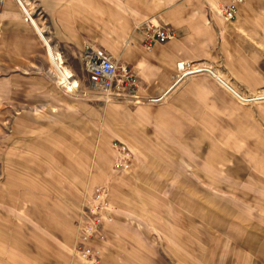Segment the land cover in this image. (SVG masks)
<instances>
[{
	"label": "rangeland",
	"instance_id": "374dc122",
	"mask_svg": "<svg viewBox=\"0 0 264 264\" xmlns=\"http://www.w3.org/2000/svg\"><path fill=\"white\" fill-rule=\"evenodd\" d=\"M115 1L85 0L87 39L100 24L93 12L108 13L100 27L117 37L96 34L88 51L133 68ZM18 2L0 0V264H89L75 247L98 184L111 209L94 242L99 264H264V0L240 24L196 29L189 43L175 45L170 29L167 64L174 53L177 75L196 72L153 103L107 100L88 71L86 99H76L50 87L44 61L23 69L26 49L5 28ZM223 4L201 2L226 23ZM115 139L134 151L129 170L114 169Z\"/></svg>",
	"mask_w": 264,
	"mask_h": 264
},
{
	"label": "crops",
	"instance_id": "0c3cea01",
	"mask_svg": "<svg viewBox=\"0 0 264 264\" xmlns=\"http://www.w3.org/2000/svg\"><path fill=\"white\" fill-rule=\"evenodd\" d=\"M17 2V0H14ZM28 1V0H27ZM30 1V4H29ZM28 5L32 10V16L35 17L37 24L44 31L45 36L48 37L51 46H53L56 60L61 62L64 68L68 70L70 80L73 85V89H66L76 99L81 95V100L86 99L83 94L86 90V82L89 75V60L102 48L91 49L88 51V44H96L98 41L94 39L95 36H101L102 32L110 35V41H115L116 38L111 36L110 27H102L104 24V18H108V13L105 12V16L96 14L93 12L92 19L98 18L100 24L92 26V30L87 39V30L85 29L86 15L84 11L85 0H29ZM210 1L227 3L230 0H121L115 1L116 5L112 12L115 17L122 19L121 24L114 26H120L125 32H130V45L127 47L128 56H133L134 63L132 71L138 78V85L136 86L135 96H139L142 100L149 101L150 98L155 96H167L176 85L183 79L185 75H177L176 68L174 67L175 54H170L171 64H167V59L162 54L163 51L170 48L175 42L189 43L194 39V32L199 28H219V24L234 26V24H240L241 19L251 14V8L255 0H245L240 4L239 12L235 19H225L228 22H222L221 17L207 11L201 6V2ZM19 8L11 11L10 24H6L7 32H12L15 42H22L25 47V55L21 62L24 64L23 69L28 66L35 65L40 62H45L46 67L40 68L46 72L49 76L51 83L50 87H56L59 90L64 88V85L58 81L59 76L57 72L52 69L53 61L48 57V48L43 42L39 32L36 30L33 22L27 19L22 6L18 2ZM21 8V9H20ZM111 7L107 8V11ZM21 10L23 15H21ZM109 20V18H108ZM148 20H152L161 27L167 29H174L179 31L180 36L176 40L165 43H156L152 47V50H147L146 43L144 42V34L136 26ZM235 20V21H233ZM232 21V22H231ZM12 26L11 31L9 27ZM97 34V35H96ZM115 35L117 33L114 32ZM48 51V52H47ZM131 53V54H130ZM43 56V57H42ZM50 56V54H49ZM112 58L114 53L111 52ZM41 59V60H40ZM18 62V61H17ZM37 62V63H36ZM19 63V62H18ZM54 64V63H53ZM167 64V65H166ZM179 64V63H178ZM54 66V65H53ZM49 91H52L49 88ZM58 92V91H54ZM133 94V95H134Z\"/></svg>",
	"mask_w": 264,
	"mask_h": 264
},
{
	"label": "built area",
	"instance_id": "2783aa9c",
	"mask_svg": "<svg viewBox=\"0 0 264 264\" xmlns=\"http://www.w3.org/2000/svg\"><path fill=\"white\" fill-rule=\"evenodd\" d=\"M245 0H230L220 10L225 19H235L240 4ZM142 31L147 50H152L156 43H165L171 39V30L161 27L152 20L143 22ZM89 65V88L97 94H101L107 100L112 97L130 96L136 91L138 78L132 69L123 64L119 66L115 59L109 57L104 50H99L90 58ZM185 65V64H184ZM186 67V66H185ZM67 89L71 84L64 82ZM164 95L150 98V102H158L164 99ZM115 151L114 169L118 171L129 170L134 165L135 154L126 141L115 139L112 142ZM91 198L85 204L82 211L81 227L78 233L75 250L78 255L84 257L89 264H99L101 258L100 246H95V239L104 238V223L111 218L110 194L108 186L98 184L93 189Z\"/></svg>",
	"mask_w": 264,
	"mask_h": 264
},
{
	"label": "bare ground",
	"instance_id": "6f19581e",
	"mask_svg": "<svg viewBox=\"0 0 264 264\" xmlns=\"http://www.w3.org/2000/svg\"><path fill=\"white\" fill-rule=\"evenodd\" d=\"M19 2H21V6L23 8V11L25 13V15L27 16V19L31 20L33 22V25L35 26L36 30L39 32L43 42L45 43L46 46H48V51H49V54H50V57H51V60L53 61L54 65H55V69L58 73V75H60L61 77H63V84H65L64 82L68 81L70 84H71V89H73V87L75 85L72 84L71 80H70V75H69V72L68 70H66V68L63 67V65L61 63H59V61L56 60V55H55V52H54V49H53V46H51V43L48 39L47 36H45L44 34V31L41 30V28L39 27V25L37 24L36 22V19L34 16H32V13L29 11L28 9V3L24 0H19ZM107 55L109 57H111L108 53ZM112 58V57H111ZM90 65V64H89ZM178 67L179 69H185V65H184V62L182 63H179L178 64ZM184 74L183 75H187V74H190V73H193V72H196V70H186V71H183ZM215 76H218L219 78H221L218 74H216ZM222 79V78H221ZM239 96V95H238Z\"/></svg>",
	"mask_w": 264,
	"mask_h": 264
}]
</instances>
